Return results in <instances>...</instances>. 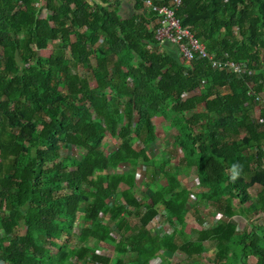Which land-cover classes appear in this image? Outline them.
<instances>
[{
	"label": "trees",
	"instance_id": "1",
	"mask_svg": "<svg viewBox=\"0 0 264 264\" xmlns=\"http://www.w3.org/2000/svg\"><path fill=\"white\" fill-rule=\"evenodd\" d=\"M145 1L0 0V264H264V0L176 12L238 73L160 42Z\"/></svg>",
	"mask_w": 264,
	"mask_h": 264
},
{
	"label": "built area",
	"instance_id": "2",
	"mask_svg": "<svg viewBox=\"0 0 264 264\" xmlns=\"http://www.w3.org/2000/svg\"><path fill=\"white\" fill-rule=\"evenodd\" d=\"M180 4L181 0H172L170 4L162 6L155 5L151 0L145 1V5L157 13L156 38L162 43L169 42L176 46L180 56L187 62L198 56L202 59H207L214 68L227 72H241L242 66L240 64L215 58L207 51L203 41L182 25L176 15ZM249 93L252 94L251 91ZM256 99L264 101V92ZM166 231H168V228H166Z\"/></svg>",
	"mask_w": 264,
	"mask_h": 264
},
{
	"label": "rangeland",
	"instance_id": "3",
	"mask_svg": "<svg viewBox=\"0 0 264 264\" xmlns=\"http://www.w3.org/2000/svg\"><path fill=\"white\" fill-rule=\"evenodd\" d=\"M123 13L126 14L127 11H124ZM43 15L45 16L46 12ZM50 52H51V48L50 47L48 49H46V50L40 51V53L43 54V55H49ZM92 62H93V64H95V60L94 59H92ZM94 85L95 84L92 82V86H94ZM262 106L263 105L261 103H258V104H256L253 107L254 115H256V116L259 115L260 109H261ZM199 108H201L203 110L204 106L202 105ZM154 122L156 123L157 134H158V136L161 137V140H160L161 143H159V146L162 145V146H160V148H158V151L157 150L156 151L161 153V151L165 148L164 147L165 144L168 145V144L171 143L170 134L173 133V128L170 127L162 118H159V119L154 118ZM107 138L110 140V136L109 135H108ZM112 142L113 141L111 140V143ZM76 154H79V150L78 149H74L73 153H71V155H76ZM180 178H181L183 184L186 185L187 187H189V189L192 192H197L198 191L199 183H198V180H197L195 175H190L188 177L181 176ZM217 218H218V215H215L214 218H212V223H214ZM262 218H263V216L260 215V219L261 220H262ZM235 220L238 222L239 230H241L245 226H247V223H246L245 219H243L242 217L236 216ZM186 221L188 222L187 230L189 232L196 233V230L201 228V226L198 225L199 223L197 222V220L193 216H191L190 214H187ZM259 222H262V221H259ZM167 227H169V226H165V228H167ZM207 258H208L209 261L206 262V264H212V260L214 259V255L210 252L209 254H207ZM250 258H251V260H250L251 264H256V260L254 258H252V256ZM156 264H162V263L159 261Z\"/></svg>",
	"mask_w": 264,
	"mask_h": 264
},
{
	"label": "crops",
	"instance_id": "4",
	"mask_svg": "<svg viewBox=\"0 0 264 264\" xmlns=\"http://www.w3.org/2000/svg\"><path fill=\"white\" fill-rule=\"evenodd\" d=\"M133 3L132 2H129V1H125L124 3H123V5H122V7H121V13L122 14H124L123 12L124 11H127V13L126 14H124V16H130L131 14H132V12H133ZM96 85V84H95ZM155 118H157V119H159V118H162V117H155ZM153 122H154V119H153ZM155 123V122H154ZM156 124V123H155ZM156 132H157V130H156ZM172 134V133H171ZM170 134V135H171ZM158 135V134H157ZM159 138H160V140H161V137L160 136H158ZM168 138V137H167ZM109 141H111V140H109ZM159 143H161V141L159 142ZM181 176H183V175H181ZM180 176V177H181ZM139 182H141L142 183V189H145V184L147 183V180L144 178V177H142V176H139V178L137 179ZM161 262L162 264H164L163 263V261L162 260H160L159 258L158 259H154L153 261H152V263L151 264H156L157 262Z\"/></svg>",
	"mask_w": 264,
	"mask_h": 264
},
{
	"label": "clouds",
	"instance_id": "5",
	"mask_svg": "<svg viewBox=\"0 0 264 264\" xmlns=\"http://www.w3.org/2000/svg\"><path fill=\"white\" fill-rule=\"evenodd\" d=\"M231 168H232V176L230 177V179L234 180L237 176V165L233 164Z\"/></svg>",
	"mask_w": 264,
	"mask_h": 264
}]
</instances>
